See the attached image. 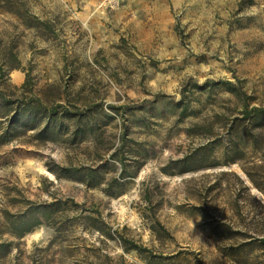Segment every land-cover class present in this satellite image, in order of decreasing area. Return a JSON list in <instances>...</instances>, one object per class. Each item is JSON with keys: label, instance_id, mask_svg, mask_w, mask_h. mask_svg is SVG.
<instances>
[{"label": "rangeland", "instance_id": "1", "mask_svg": "<svg viewBox=\"0 0 264 264\" xmlns=\"http://www.w3.org/2000/svg\"><path fill=\"white\" fill-rule=\"evenodd\" d=\"M5 132L0 264H264V0H0Z\"/></svg>", "mask_w": 264, "mask_h": 264}, {"label": "trees", "instance_id": "2", "mask_svg": "<svg viewBox=\"0 0 264 264\" xmlns=\"http://www.w3.org/2000/svg\"><path fill=\"white\" fill-rule=\"evenodd\" d=\"M48 111H47V114L46 115H44V127H42V129L40 130V132L38 133V134H43L48 128H49V126L51 125V123L52 122H54V121H56L58 118V116H59V113L56 111V109L55 108H51V109H47ZM34 109L33 108H30V107H26V108H24L23 109V112L22 113H24V114H26V115H29V114H34ZM251 113H257V114H259V113H261V112H263V110L261 109V108H257V107H255V108H253L251 111H250ZM247 114H250L249 112H247ZM18 113L17 114H15L14 116H13V119H17L18 118ZM251 115V114H250ZM249 115V116H250ZM13 121V122H11V124H15V122H17V121ZM6 136H7V132H5L4 134H2L1 136H0V142L2 143V142H4V141H6ZM182 161V160H181ZM181 161H179V162H181ZM70 169H68V168H64V171H69ZM76 170H79V169H76ZM88 175V177L87 178H89V176H91L89 173H87ZM84 183L88 186V187H91L92 186V183H90V181H85L84 180ZM72 202L74 203V201L72 200ZM44 216H45V218H46V220L48 219L49 220V218H50V215L49 214H45L44 213ZM51 225V223H48V225L47 226H50ZM123 242L125 243V244H129L130 245V247L129 248H131V249H134V250H136L137 252H142V251H148L147 249H144V248H142L141 246H139L138 244H136L135 242H132V241H127L126 239H123ZM260 242L262 243V244H264V238H261L260 239Z\"/></svg>", "mask_w": 264, "mask_h": 264}, {"label": "clouds", "instance_id": "3", "mask_svg": "<svg viewBox=\"0 0 264 264\" xmlns=\"http://www.w3.org/2000/svg\"><path fill=\"white\" fill-rule=\"evenodd\" d=\"M193 228H194V225H193V223H192V231H193ZM191 239H194V240H197V241H199V242H200V239H199V237H197V238H191Z\"/></svg>", "mask_w": 264, "mask_h": 264}]
</instances>
